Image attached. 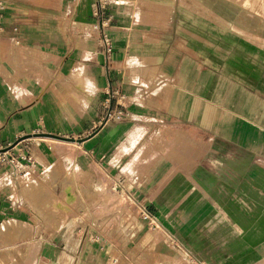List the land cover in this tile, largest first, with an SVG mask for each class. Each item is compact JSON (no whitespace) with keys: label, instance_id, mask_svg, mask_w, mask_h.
I'll use <instances>...</instances> for the list:
<instances>
[{"label":"crops","instance_id":"0c3cea01","mask_svg":"<svg viewBox=\"0 0 264 264\" xmlns=\"http://www.w3.org/2000/svg\"><path fill=\"white\" fill-rule=\"evenodd\" d=\"M2 1L0 145L38 130L46 135L31 144L33 157L45 160L48 149L60 155L68 145L103 186L125 187L131 196L119 203L122 217L100 227L114 256L128 241V218L133 234L141 229L139 204L149 206L163 226L152 232L163 239L166 230L184 245L181 238L211 211L208 203L199 206L191 198L205 195L208 185L203 156L220 153L222 145L253 152L249 139L264 130V17L252 12L255 4L119 0L100 10L97 0ZM260 3L256 7L264 9V0ZM67 6L63 24L60 12ZM119 108L121 120L99 122ZM19 181L28 180L0 171L2 234L16 230L25 236L31 230L15 218L11 187ZM34 183L27 187L37 193ZM53 219L56 229L62 228L65 218ZM88 232L79 240L71 232L68 238L38 235L33 264H81L82 247L93 248ZM114 233L122 242L110 236ZM137 240L139 247L147 245ZM230 250L228 258L216 256L213 264H264V246L238 241ZM179 256L180 262L187 260L184 253ZM10 258L0 257V264Z\"/></svg>","mask_w":264,"mask_h":264},{"label":"rangeland","instance_id":"374dc122","mask_svg":"<svg viewBox=\"0 0 264 264\" xmlns=\"http://www.w3.org/2000/svg\"><path fill=\"white\" fill-rule=\"evenodd\" d=\"M39 1L46 5L62 3V0ZM237 1L244 2V0ZM250 1L255 4L253 7L248 3L252 6V12L264 17V9L256 7V4L261 5V0ZM64 3L71 2L64 0ZM60 13L64 24L70 14L68 6ZM63 24L61 29L64 31ZM60 92L63 95L65 93L64 90ZM81 94L83 97V93ZM40 135L46 134L28 133L27 137ZM38 140L40 143L43 142V139ZM72 140L73 138L63 141L75 144L76 142ZM249 143L253 152L241 146L234 150L232 145H222L220 153L210 152L203 156L201 161L208 169L204 171V179L208 180V185L204 188L205 195L201 196L194 189L198 194L191 198L194 199V204L199 206L208 203L211 211L208 217L199 220L192 234L181 238L184 245L176 239L183 250L166 242L165 239H160L155 232H152L141 218L138 207L137 215L141 229L137 234H133L131 226L134 221L128 218L130 222L126 227L128 241L116 247L115 254L118 257L114 256L112 250H110L111 255L106 254L99 248L100 242L88 239L90 235L92 239L96 236L102 238L100 227H104L103 223L108 220L115 223L118 217H122V211L118 206L123 200L122 197L125 196L127 199V195L131 196L128 190L118 185L103 186L95 173L86 167L88 164L85 159L78 153H72L68 145H63L60 155L54 154L52 150H46L45 160L39 154H35L34 163L29 168L33 178L24 184L19 181L20 184H13L11 187L16 198L15 211L19 215L15 218L23 223L28 222L31 230L25 236L20 234L21 231L15 233L13 231L16 230H13L8 234H2L0 231V257L6 254L11 256L9 262L4 263L3 259L0 260H3L2 264H33L36 248L32 249V244L39 238L38 235L56 233V237L68 238L70 236L68 233L71 232V237H77L79 240L80 237L84 238L86 230H89L86 238L90 244H93L91 246L93 248L91 251L87 250L88 244L82 247L81 264H213L216 256L228 258L230 247L238 241L254 247L264 246V130L259 128L257 134L249 139ZM216 146L214 144V147ZM33 180L37 181L39 187L37 193L31 192L27 187L31 184L35 185ZM141 205L143 204H139ZM191 211L192 207L190 213ZM60 215L63 218L61 221L64 218L65 220L62 228L57 230L53 218ZM129 216L132 217L133 213ZM89 225L95 226L98 230H90ZM65 232L67 235L64 234ZM110 236L122 242L121 236L116 233ZM137 239L147 245L139 247L135 244ZM82 245L84 244L81 243ZM180 252L186 255L187 260L179 261ZM114 258L117 259L116 262H113Z\"/></svg>","mask_w":264,"mask_h":264},{"label":"built area","instance_id":"2783aa9c","mask_svg":"<svg viewBox=\"0 0 264 264\" xmlns=\"http://www.w3.org/2000/svg\"><path fill=\"white\" fill-rule=\"evenodd\" d=\"M110 1V3L117 4L119 0H99V6L98 8L100 10L104 9L106 4ZM5 5L3 4V1L0 0V20L3 18ZM96 9V7H95ZM115 94L116 92H112ZM121 98V96H120ZM117 103V99H116ZM124 114L121 108L117 110H110L105 116L101 117V121H106L108 119L112 120H121L123 118ZM39 131L36 130L34 133H38ZM38 141V136H28L27 134L19 133L16 135L14 140L8 141L3 145H0V171H8L12 176L16 178H21L22 181L29 180L32 173L29 170L31 164L34 163L33 155L31 154L30 148L31 144ZM140 210V216L141 218L147 223L148 227L151 230H157L162 229L163 226L159 219L147 208L146 205L139 206ZM92 241H98L100 242V249H103L106 254L111 255V248L110 244L107 240L104 238H101L99 236L94 237V239L91 238ZM162 237L165 239L166 242L175 245L177 248H180L183 250L181 244L178 243L176 240V237L167 232L166 230L162 231ZM117 259L114 258L113 262H116Z\"/></svg>","mask_w":264,"mask_h":264},{"label":"bare ground","instance_id":"6f19581e","mask_svg":"<svg viewBox=\"0 0 264 264\" xmlns=\"http://www.w3.org/2000/svg\"><path fill=\"white\" fill-rule=\"evenodd\" d=\"M90 94V93H89Z\"/></svg>","mask_w":264,"mask_h":264}]
</instances>
